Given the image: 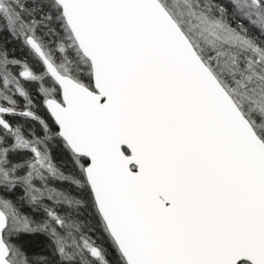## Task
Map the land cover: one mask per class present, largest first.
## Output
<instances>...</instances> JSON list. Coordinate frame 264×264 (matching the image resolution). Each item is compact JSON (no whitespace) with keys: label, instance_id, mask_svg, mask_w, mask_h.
<instances>
[{"label":"snow or ice","instance_id":"snow-or-ice-1","mask_svg":"<svg viewBox=\"0 0 264 264\" xmlns=\"http://www.w3.org/2000/svg\"><path fill=\"white\" fill-rule=\"evenodd\" d=\"M0 264H264V0H0Z\"/></svg>","mask_w":264,"mask_h":264},{"label":"trees","instance_id":"trees-1","mask_svg":"<svg viewBox=\"0 0 264 264\" xmlns=\"http://www.w3.org/2000/svg\"><path fill=\"white\" fill-rule=\"evenodd\" d=\"M16 55L22 56V55H25V53L17 52ZM54 156L56 157L58 163H61L64 166H66V170H69L71 168V163L70 161L67 160L66 156H63L56 152H54ZM30 250H38V249H30Z\"/></svg>","mask_w":264,"mask_h":264}]
</instances>
